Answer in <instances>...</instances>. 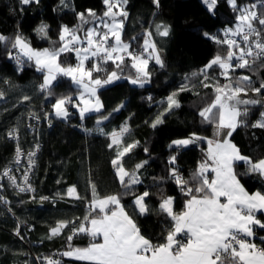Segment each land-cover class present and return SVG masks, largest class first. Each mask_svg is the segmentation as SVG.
Masks as SVG:
<instances>
[{"label":"trees","instance_id":"obj_1","mask_svg":"<svg viewBox=\"0 0 264 264\" xmlns=\"http://www.w3.org/2000/svg\"><path fill=\"white\" fill-rule=\"evenodd\" d=\"M110 1L111 11L116 4ZM118 3L122 12L115 16L121 17L128 50L113 58V39L97 23L108 8L105 0H0V170L12 163L17 145L27 150L34 142L40 144L31 174L33 196L5 183L11 212L0 208V264H111L64 253L100 237L90 233L87 224L92 215L100 214L90 207L91 200L103 196L116 198L150 242H165L174 218L162 201L172 196V211L178 213L190 196L209 193L206 177L214 158L207 138L220 118V106L212 101L221 90L238 109L229 138L249 158L233 162L235 173L245 189L264 193V177L250 167L251 161L264 156V125L258 124L263 104L224 90L236 86L264 95V0H216L213 9L202 0ZM243 6L256 8L242 23H251L256 32L228 43L224 34L231 31ZM90 27L97 41L106 38L114 51L103 49L88 57L86 65L97 61L92 74L101 77L117 68L120 78L98 87L101 107L81 115L72 102L80 86L60 72L44 84L45 69L17 47L16 38L56 52L61 63L73 65L76 49L68 46L67 35L89 40ZM150 36L159 58L150 56L145 74L138 76L128 52L144 51V40ZM257 46L263 53L238 66L215 60L251 56ZM60 97L71 110L69 117L53 112ZM46 111L51 114L50 127L34 120ZM12 130L17 137L9 135ZM116 157L123 175L115 166ZM134 170L138 182L132 181ZM70 186L75 195L68 194ZM142 193L143 211L136 200ZM56 226L60 230L53 232ZM257 233L254 239L264 247V226ZM54 251V260L47 262ZM216 264L238 262L220 255Z\"/></svg>","mask_w":264,"mask_h":264},{"label":"crops","instance_id":"obj_2","mask_svg":"<svg viewBox=\"0 0 264 264\" xmlns=\"http://www.w3.org/2000/svg\"><path fill=\"white\" fill-rule=\"evenodd\" d=\"M68 73L72 77L73 70L65 72V75ZM220 110L219 121L213 126L212 133L207 138L208 149L214 158L211 174L206 177L209 193L190 196L184 208L178 213L172 211V198L166 200L168 203L166 209L174 218V227L168 239L159 244L155 250L137 253V250L144 248L150 241L139 232L136 223L116 198L103 196L91 200L90 207L107 214L108 227L119 237V251L116 252L113 260L108 261L114 264L118 261L121 264H216L220 255L214 254L223 247L224 237L231 230L247 229L256 220H264V193L258 189L252 191L245 189L233 166L235 160H249L248 156L242 154L229 138L230 131L237 123L238 109L234 106L222 109L221 106ZM119 160L120 158L116 157L114 163L123 175L125 170L118 166ZM250 167L264 177V156L251 161ZM139 180V175L134 170L132 181ZM67 192L71 195L76 194L74 186L68 187ZM99 199L104 201L102 203L97 201L100 203L97 205L92 204L94 200L96 202ZM109 206L114 208L112 213L107 211ZM138 207L141 211L144 210L143 204L138 203ZM59 230L60 227L57 231H52ZM180 233L189 234L193 239L186 241L178 252H173L172 240ZM97 235L100 236L98 239L102 238L101 234ZM248 242V239L244 240L239 248L231 249L228 255L234 257L238 264H264V251L250 248Z\"/></svg>","mask_w":264,"mask_h":264},{"label":"rangeland","instance_id":"obj_3","mask_svg":"<svg viewBox=\"0 0 264 264\" xmlns=\"http://www.w3.org/2000/svg\"><path fill=\"white\" fill-rule=\"evenodd\" d=\"M114 1L116 4V9L112 8V10L110 11L111 1L105 0V2L108 3V8L105 11L104 16L98 15L99 20L97 23L104 25L107 31L106 33L108 34V36L112 37L114 46L116 47V53L114 55L109 56L113 58H121L126 53V50H128V45L127 42L123 40L121 36V17L115 16L116 14L118 15L122 12V7L118 3V0ZM202 1L209 9H213L216 0ZM255 10V7L243 6V11L237 15L233 26H231L229 30L238 31L241 28L242 23L248 21L250 16L254 14ZM93 32V27H90V29L87 31V37L91 41L92 47L74 50L77 56V61L73 65H64L63 63H61L58 59V55L56 52H51L47 48L33 47L21 36H18L16 38L17 47L24 54L33 58V60L39 66L45 69L46 72L44 74L43 80L44 84L50 83L53 80L54 76L59 72L67 73L69 70H73V81L80 86V90H78L76 96L72 99V102L74 107L78 110L81 115H84L90 111L96 110L101 107V101L97 91L98 87L113 82L120 78V74L117 68H113L108 74H106V76L101 77L100 75L92 74L93 71L97 68V61L94 60L92 66L86 65L88 57H96L98 54L103 52V47L97 43L96 36L93 34ZM144 46V51H139L136 53L131 51L128 52L131 58V64L138 70V76L145 74L150 56L153 55L155 56V58H159V55L157 54V47L153 43L151 36L145 38ZM220 59L221 57L215 58L216 61H220ZM70 73H68L67 75H71ZM224 90H229V92L231 91V94L233 96H236L240 99L250 98L261 102L263 104V111L260 117L258 118V124L264 125V95L260 94L257 90H242L236 86H233L232 88H224ZM214 104L220 107L222 106V109H224L225 107L226 109H229V107H231L228 97H226L225 92L223 90L217 92L214 96L212 105ZM234 107L237 108V106ZM53 109L57 116H65L67 111L65 98H58L53 104ZM143 197L144 193L140 194L136 198L139 204H143ZM171 198L172 196H168L166 199H164L161 203L162 206L167 208L166 205L168 203L166 200ZM97 201L102 203L104 199L96 200V202L94 200L92 204H100ZM108 219L109 217L107 216V214L104 213L92 215L89 218V224L87 225V229L90 233H93L94 235L101 234L102 238L94 239L86 246L64 249V253L70 257L102 261L107 263L110 262L108 260H113V257L116 255V252L119 251V237L108 227ZM58 227L59 226H56L52 230L57 231ZM114 261L117 260L114 259ZM116 264H121V262L118 261Z\"/></svg>","mask_w":264,"mask_h":264},{"label":"built area","instance_id":"obj_4","mask_svg":"<svg viewBox=\"0 0 264 264\" xmlns=\"http://www.w3.org/2000/svg\"><path fill=\"white\" fill-rule=\"evenodd\" d=\"M255 32H256V28L251 23L246 22L241 26V28L238 31L226 32L224 34V40H226L228 43L229 42L236 43L239 40H241L243 37H247L248 35L253 34ZM97 43L103 47L106 53L114 51L113 45L106 38H99ZM67 44L72 49H86L92 45L91 41L88 39L76 40L70 32L67 35ZM262 53L263 50H260L257 46L253 48L251 56L229 55L223 57L220 60V62L238 66L244 60L257 58ZM70 115H71V110L67 109L66 117H69ZM50 116H51L50 112L46 111L43 117H38L37 115L34 116V120L35 122H41L43 120L45 121V124L48 127H50L51 126ZM9 135L17 137L16 130H12L9 133ZM39 147L40 144L37 142H34L32 147L27 150L17 145L15 147V153L13 155L12 163L3 167L0 170V208L4 207L9 210L10 198L7 196L4 190L6 182L11 184L18 192L29 194L30 198L33 196L34 189L31 181V174L37 162L36 159L38 156ZM107 211L108 213H112L114 211V208L110 207L108 208ZM19 226L20 223L18 224V227ZM263 226H264V220L258 219L256 220V222L251 224L250 228L242 229V230L241 229L231 230L224 237L223 247L217 250L214 255L216 256L228 255L231 249L239 248L242 242L244 243V240L246 241V239L249 240L248 244L250 248L263 252L264 247L259 242H256L254 239L258 234L257 229ZM15 233L19 235L18 229L15 230ZM192 239L193 237H191L189 234H184L182 236L175 237L172 240V245H171L172 251L178 252L186 241ZM157 246H158L157 244L148 242L144 246V248L139 249L137 253L141 254L145 251L147 252L153 251ZM56 252L57 251H54V255L52 254L46 258L47 262H51L52 260H54ZM35 257L38 259L41 258L39 255L36 254ZM20 264H28V263L26 261H22Z\"/></svg>","mask_w":264,"mask_h":264},{"label":"water","instance_id":"obj_5","mask_svg":"<svg viewBox=\"0 0 264 264\" xmlns=\"http://www.w3.org/2000/svg\"><path fill=\"white\" fill-rule=\"evenodd\" d=\"M91 240H94V237Z\"/></svg>","mask_w":264,"mask_h":264}]
</instances>
